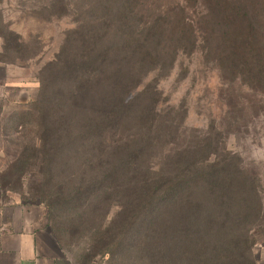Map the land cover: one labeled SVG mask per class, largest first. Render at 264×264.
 Here are the masks:
<instances>
[{
    "label": "rangeland",
    "instance_id": "1",
    "mask_svg": "<svg viewBox=\"0 0 264 264\" xmlns=\"http://www.w3.org/2000/svg\"><path fill=\"white\" fill-rule=\"evenodd\" d=\"M109 1L0 0L2 199L40 206L72 264H158L145 257L135 228L121 233L128 218L137 220V190L183 166L209 171L218 164L228 175L220 194L214 184L198 182L183 202L201 204L204 214L223 220L217 212L230 204L250 206L254 190L251 200H258L254 207L259 204L263 217L245 220L233 210L225 219L240 218L236 229L212 240L239 241L233 260L264 264V77L250 69L236 72L228 60L238 20L248 18L242 28L251 21L264 35L260 15L248 9L240 17L233 8L240 0ZM122 6L131 13L126 16ZM105 48L119 53L116 63L128 87L93 89L102 72L92 70L83 77V107L73 100L75 76L63 93L56 90L66 61L90 56L91 63V55ZM142 51L150 62L139 59ZM57 55L63 65L51 62ZM125 95L133 97L128 110L136 116L150 111L155 138L149 142L140 140L151 117L143 116L139 126L104 121L107 98ZM128 154L139 155L137 166L124 169ZM206 258L218 260L172 256L164 264H204Z\"/></svg>",
    "mask_w": 264,
    "mask_h": 264
},
{
    "label": "trees",
    "instance_id": "2",
    "mask_svg": "<svg viewBox=\"0 0 264 264\" xmlns=\"http://www.w3.org/2000/svg\"><path fill=\"white\" fill-rule=\"evenodd\" d=\"M119 1H121V5H123L126 0ZM131 1L132 0H127V5L130 6V4L135 2V0ZM222 1L228 2V0ZM240 1L241 2L238 1L235 4L236 7H233L237 9L240 17H247V13L251 9V11H253L252 14L260 15L259 18L261 21L259 20L258 23H264V0ZM115 2H117V0H115ZM122 8L126 16L131 13V10L128 8L124 6H122ZM248 20V18H246V20H238L237 27H235L233 31L235 35L233 38L234 55L230 56L228 60L230 65L235 68L236 72L242 71L243 73L250 69V73L254 77H264V35L258 33L259 31L251 21L250 24L247 23L249 24L248 26L242 28ZM170 29L172 30V28ZM149 31L152 33L155 32L154 34L161 33L157 32L158 30L155 29H149ZM189 32L193 34V30L190 29ZM175 35L178 39L182 38V29L175 28ZM86 37H89V33L86 34ZM194 38L193 34V43L195 40ZM78 40H81L80 46L86 47L85 40L82 37ZM92 43L93 40L88 42L87 45H91ZM68 46H70V44H68L66 48ZM117 54H119L117 51L105 48L91 55V63H88L90 56H87L82 58V61L80 59L66 61L64 65L61 61V55H57L54 61L51 62L53 64L61 62L63 67L60 72H57L56 81L59 80L60 84H57L56 90L63 93L62 86H64L66 81H69L75 76L74 82H76L75 85L78 86L75 88L76 92L73 95V100L83 107L85 105L84 101H86V90L82 84L84 81L83 77L92 70H99V72H102L101 77L95 75V78L92 80L93 89H97L98 87H110V89L120 87L124 89L126 85L128 87L129 84L122 80V76L125 73H122L120 68H118L121 63H116ZM138 57L141 60L150 62V54L147 52L143 53L142 51L141 55H138ZM122 58L127 60L128 63L126 57L122 56ZM52 63H48V67L53 65ZM104 73H107V75L104 76ZM91 86L92 85L88 86V89H91ZM45 88H47V85L42 84L41 90L43 91ZM111 94L121 93L113 91ZM130 98L132 100L133 97L125 95L121 101L115 96L108 97V101L103 98V101L106 100L107 103H103L105 110H101L104 115L103 118H105L104 121L110 123H131L139 126L138 123L140 120L144 119L143 116L146 118L151 117L150 111H146L143 114L140 111L141 115L136 116L135 112L132 113V111L128 110ZM92 105L93 107L96 105L99 106L95 102L92 103ZM133 105L134 104L131 102L132 110ZM102 108L99 106V110ZM152 119L153 117H151V126L147 125L145 128L144 136L140 140L141 144H143L144 141L149 142L152 137L155 138L151 132V127H154L152 125ZM142 147L141 145V149H143ZM138 156L139 155L128 154L127 158L121 162V166H123L124 169L134 168V166H137L134 157ZM193 165L192 168L186 169L187 171L184 170V166L181 167L172 177H167L166 180H159L157 182L150 180L147 186L144 187L141 185V189L137 190L136 204L133 207L134 215H137V220H134V216L128 218L131 220L124 224L121 233H127V231L131 229V226L135 228L136 236L142 239L140 242L141 245L139 244L138 246L142 248L141 250L145 253V257L152 261L155 259L158 264H164L170 261L172 256L185 257L186 255L216 256L218 260L215 264H245L243 261L233 260L232 253L237 250L239 241L231 239L228 241L223 240L221 242H214L212 239H217V237L225 235L227 231L236 229L234 226L240 223V218L232 220L229 218L225 219L233 210L243 213L242 216L245 220L250 218V221H256L263 217L260 214L259 204H257L256 208L254 207L256 204L255 202L258 203V200L255 202L251 200V197L256 198V192L253 190V195L252 193L250 194V206L247 203L244 205L240 203V205L235 204L234 208V206L230 204L229 206L231 207H227L224 212H217L218 216L224 217L223 220L215 221V217H213L212 214H204L201 204H199V206L189 202L184 204L183 198L185 195H189L188 188H192L198 182L203 181L210 185L214 184L213 186L218 190V194H220L221 190L224 189L228 175L221 171L222 167L218 166V164L211 167L209 171H206L203 166ZM207 178H209L210 181L207 180ZM152 185L154 186L152 187ZM242 199H244V197ZM235 200L236 199H232V202ZM51 229L61 243L56 230L53 228ZM147 240H149V242L153 241V244H148L146 242ZM220 259L221 261L219 262ZM212 263L213 262L209 261L207 258L206 261L204 260V264Z\"/></svg>",
    "mask_w": 264,
    "mask_h": 264
},
{
    "label": "crops",
    "instance_id": "3",
    "mask_svg": "<svg viewBox=\"0 0 264 264\" xmlns=\"http://www.w3.org/2000/svg\"><path fill=\"white\" fill-rule=\"evenodd\" d=\"M0 264H72L40 206L2 199L0 192Z\"/></svg>",
    "mask_w": 264,
    "mask_h": 264
}]
</instances>
